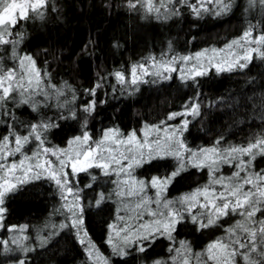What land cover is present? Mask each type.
<instances>
[{
  "label": "snow or ice",
  "instance_id": "6c2138e0",
  "mask_svg": "<svg viewBox=\"0 0 264 264\" xmlns=\"http://www.w3.org/2000/svg\"><path fill=\"white\" fill-rule=\"evenodd\" d=\"M104 8L160 24L186 12L197 20L239 16L243 28L222 48L184 53L168 41L159 56L132 63L130 73L109 72L121 95L174 79L177 92L192 94L158 122L130 129L112 123L97 132L98 105L107 103L98 92L107 96L108 85L115 95L116 86L100 70L83 90L58 81L50 50L27 47L29 22L44 28L61 21L64 3L0 0V264H35L33 253L52 251L64 237L79 245L81 264H264V73L259 89L257 77L245 73L248 87L207 101L199 79L213 68L221 74L248 69L257 58L264 64V0H105ZM97 43L90 35L81 51ZM214 111L232 123L228 131L203 127L213 138L198 143L203 136L191 129ZM246 121L248 135L233 142V124ZM198 173L203 183H184ZM43 184L53 202L42 222H11L10 201ZM107 202L114 208L97 234L89 209ZM161 245L166 250L157 252Z\"/></svg>",
  "mask_w": 264,
  "mask_h": 264
},
{
  "label": "trees",
  "instance_id": "16d2710c",
  "mask_svg": "<svg viewBox=\"0 0 264 264\" xmlns=\"http://www.w3.org/2000/svg\"><path fill=\"white\" fill-rule=\"evenodd\" d=\"M61 2L64 3V15L61 21L49 22L44 28H40L38 23L36 27H32L29 22L32 40L27 47L32 50L41 47L50 50L52 56L56 57L55 61H52V56L48 57L52 61L50 70L58 81L67 80L83 90L96 80L97 71L100 70L105 74L108 84L116 86L115 95L108 85H106L107 96L104 95V89L98 92V98L106 99L107 103L98 105V115L93 122L97 132L101 125L110 126L112 123H116L122 129H130L141 126L145 120L158 122L168 111L180 107L185 94H192L189 89L177 92L176 85L179 81L174 79L159 84H141L140 91L135 95L129 96L127 90L121 95V86L116 83L114 77L108 76L109 72L124 70L130 73L132 63L141 61L150 52H155L159 56L168 41L173 42L177 52L184 53H194L204 48H222L226 41L238 36L243 28L239 16L206 15L197 20L186 12L183 18H174L160 24L155 21L131 19L123 12L117 13L115 10L109 13L104 8L105 0H61ZM90 35L98 43L94 49L89 47L87 52H82ZM114 40L119 41V48L113 47ZM43 60L44 56L40 54L41 64ZM245 73L257 77L256 87L259 89V74L264 73V64L257 58L248 69L243 71L216 74L215 70H211L207 76L199 78L204 94L201 99L203 101L215 99L240 87H248L246 84L248 76ZM173 76L175 77L176 73H173ZM124 88L127 89L128 86L125 85ZM219 115V112L214 111L213 116L209 117L203 126L196 123L195 127H192L191 131L194 135L203 136L202 140L197 141L198 143L213 138L212 134L203 135V127L217 130L224 125V130L228 131L227 125L232 121L226 118L220 120ZM255 123L258 124L259 121ZM249 131L247 121L245 124H233L231 132L235 135H232L231 139L233 142H240ZM201 177L202 174L198 173L189 177L184 183L193 186L196 183H203ZM52 202L53 197L47 184L39 188L29 186L28 191L23 195H18L10 201V220L13 223H28L34 227L51 211ZM109 204L111 202H107L99 209L95 207L89 209L91 215L88 219L97 234L99 222L114 208V206L109 208ZM3 235V231H0V237ZM184 237L185 231L181 230V238ZM58 240L52 251L38 249V254L33 253L35 264H81L84 257L76 252V249H79L78 244L73 247L74 239L64 237ZM200 246L201 244L198 243L196 250H199ZM165 250V245L156 249L157 252ZM102 251L108 254L106 245L102 246Z\"/></svg>",
  "mask_w": 264,
  "mask_h": 264
},
{
  "label": "rangeland",
  "instance_id": "374dc122",
  "mask_svg": "<svg viewBox=\"0 0 264 264\" xmlns=\"http://www.w3.org/2000/svg\"><path fill=\"white\" fill-rule=\"evenodd\" d=\"M212 70H215V69L213 68ZM81 175H82V177H83V174H81Z\"/></svg>",
  "mask_w": 264,
  "mask_h": 264
}]
</instances>
